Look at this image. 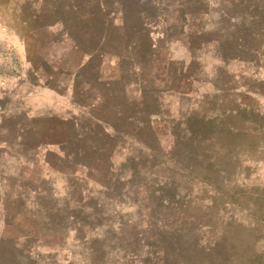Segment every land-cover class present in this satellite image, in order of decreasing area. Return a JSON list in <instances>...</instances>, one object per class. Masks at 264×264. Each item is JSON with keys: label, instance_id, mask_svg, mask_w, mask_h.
I'll list each match as a JSON object with an SVG mask.
<instances>
[{"label": "rangeland", "instance_id": "obj_1", "mask_svg": "<svg viewBox=\"0 0 264 264\" xmlns=\"http://www.w3.org/2000/svg\"><path fill=\"white\" fill-rule=\"evenodd\" d=\"M0 105V264H264V0H0Z\"/></svg>", "mask_w": 264, "mask_h": 264}, {"label": "trees", "instance_id": "obj_2", "mask_svg": "<svg viewBox=\"0 0 264 264\" xmlns=\"http://www.w3.org/2000/svg\"><path fill=\"white\" fill-rule=\"evenodd\" d=\"M260 62L261 61H257V64H260ZM187 136L188 138L183 139V142L193 144V146L197 148V151H195L194 153H186L183 150V147L185 146L179 143H177L174 147H172V152L175 155L174 158L177 160V166H178L175 167V170L177 169L178 171L181 172L180 177L182 179H185L184 174L186 173L187 168L190 171H193V168L191 166L185 165V163L184 164L181 163L182 158L184 156L198 158L200 156V152L204 151V149L203 148L201 149L200 147H203L207 144H211L214 140L213 135L196 133L189 129L187 131ZM199 149H201V151ZM181 154L184 155L182 156ZM209 161L210 164L212 163L210 166L217 167V161H215V159L213 161V157L210 158ZM167 180H168L167 183L169 182L175 183V181H170V179ZM148 194L151 197L155 196L156 197L155 201L158 202L159 204V206L154 210L152 217V223H156L157 225L154 224L155 230L151 234L149 233L150 237H148V239L152 242V244L157 245L158 247L157 250H161L163 252L164 257L165 256L167 257V254L168 255L171 254L172 248H175L178 254L183 253L182 247L185 244L184 238L194 234V231L185 232V228L191 226V229L194 227L195 229H199L202 227V225L199 226L190 225L189 220H191V218L187 217V215L184 213L180 215V212L176 211L177 208H181L182 206H179L177 202L175 203V198L173 196L166 197L165 195L166 193H164L159 189L150 191ZM174 212L175 214H173ZM207 228L209 229L211 227H207ZM217 245H218L217 247L215 246L216 247L215 250H213V253L215 251L217 253L214 254L213 256H216L222 262H226L228 259H230L231 252L223 250V248L219 246L220 244ZM189 247H191L192 249L194 248L192 244ZM192 252L193 250L190 253ZM187 253L189 254V251ZM168 258L170 259L171 257L169 256ZM164 264L166 263L164 262ZM177 264H190V263L179 262ZM196 264H209V263H204L203 261H197Z\"/></svg>", "mask_w": 264, "mask_h": 264}, {"label": "water", "instance_id": "obj_3", "mask_svg": "<svg viewBox=\"0 0 264 264\" xmlns=\"http://www.w3.org/2000/svg\"><path fill=\"white\" fill-rule=\"evenodd\" d=\"M2 109H3V108H2V106L0 105V111H2Z\"/></svg>", "mask_w": 264, "mask_h": 264}, {"label": "crops", "instance_id": "obj_4", "mask_svg": "<svg viewBox=\"0 0 264 264\" xmlns=\"http://www.w3.org/2000/svg\"><path fill=\"white\" fill-rule=\"evenodd\" d=\"M2 108L4 109V106H3ZM3 109H2V110H3Z\"/></svg>", "mask_w": 264, "mask_h": 264}]
</instances>
